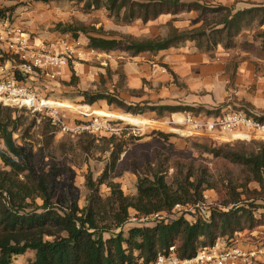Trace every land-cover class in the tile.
Returning <instances> with one entry per match:
<instances>
[{
  "label": "trees",
  "instance_id": "trees-1",
  "mask_svg": "<svg viewBox=\"0 0 264 264\" xmlns=\"http://www.w3.org/2000/svg\"><path fill=\"white\" fill-rule=\"evenodd\" d=\"M68 1L83 2L88 9H104L115 25H130L135 21L147 23L163 14L175 17L191 11L198 17L212 15L202 23L184 29L176 27L173 24L176 18H171L164 24L163 35L150 37L104 32L82 24L77 27L57 24L60 33H70L73 38L79 33L84 34L87 47L97 52L122 50L131 56L142 52L155 55L187 41L193 42L200 51L212 52L217 46L232 49L236 47L238 37L252 32L253 40L259 42L260 58L264 59V3L234 9L222 4L207 5L200 0ZM242 45L249 47L252 44L244 39ZM106 73H117L123 79L120 70L111 72L107 69ZM66 84L76 86L77 78L73 73ZM78 94L88 105L103 101L125 113L141 115L149 111L157 118L183 111L219 115L222 110L129 104L105 91L82 90ZM244 112L264 123V115ZM18 117L12 115V108L0 103V139L3 143L0 149V264H12L15 257L26 251L33 252L27 264H147L171 246L180 257H189L218 238L230 244L235 241L237 232H250L264 225V140L251 139L250 150L238 143H216L211 139L192 142L199 154H209L223 166L237 168L235 174L224 169L216 176L194 158L170 160L166 155L154 156L152 161H144L141 166L128 163L137 177L136 192L128 195L111 179L119 167H127V158L119 161L126 150L121 140L124 132L100 137L92 135L89 137L91 145L85 149L104 161L103 168L95 179L89 172L86 174V193L80 205L71 177L61 183L60 170L52 165L45 169L44 154L40 150L35 154L30 147L17 144L13 139ZM35 121L34 117L29 126ZM41 121L42 134L52 137L59 127L47 119ZM111 123L119 124L116 120ZM171 135L164 134V137L167 139ZM250 183H255L256 187L251 188ZM102 186L107 189L106 195L101 192ZM208 189L216 191L218 202L215 206L207 203L206 214L190 212L188 218L181 213L170 220L160 218L147 226L127 224L132 215L148 217L156 214L161 217L173 213L176 204L205 202L204 191ZM104 232H109L106 237Z\"/></svg>",
  "mask_w": 264,
  "mask_h": 264
},
{
  "label": "rangeland",
  "instance_id": "rangeland-1",
  "mask_svg": "<svg viewBox=\"0 0 264 264\" xmlns=\"http://www.w3.org/2000/svg\"><path fill=\"white\" fill-rule=\"evenodd\" d=\"M253 1H258L260 4L264 3V0ZM0 10L2 11L0 14V30L4 22H7L10 26L26 32L34 39L40 38L41 41L51 42L59 37H64L69 42H80V46L84 49H86L84 42L87 41L84 34L79 33L76 38H73L70 33H60L57 24L60 23L64 26L72 25L74 27L82 24L94 27L95 29H101L104 32H114L116 34L128 33L134 36L150 37L163 35L166 31L164 23L168 19V16H161L153 22L142 23L135 21L130 25H115L108 18L107 11L104 9H88L84 6L83 2L68 0H51L48 2H44L43 0H0ZM211 16L204 15L198 17L194 11L182 12L176 15L177 19L174 21V25L180 29L190 28L202 23ZM251 36L252 32L238 37L237 47L231 51L233 59L236 57L238 59H246L253 64L254 69V77L252 79L245 78L244 82L235 87V92L238 93L239 100L235 99L238 96L233 93V100L236 102V105H231V109H240L262 116L264 115V103H262V97H264V59H260L258 53L259 42L257 40L249 47L242 45L244 39L251 41ZM36 41L40 42L38 40ZM242 51L245 53L243 56L240 55ZM116 52L117 56H122V58L114 57L117 61V68L114 70L118 71L124 60L128 58V52L123 53L125 51L122 50H117ZM77 62L85 64L84 59H78ZM92 65L94 67L92 69L95 70L93 77L79 82L77 84L78 86L67 85L66 83L69 79H62L61 77L56 81L44 83L46 85L43 86L45 90L42 93H45L54 101L65 104L64 106L67 109L66 124L70 127L69 130H62L60 127L56 128L53 136L48 138L42 134L41 130V120L46 118H39L37 115L31 114L24 109H16L8 106L12 108L13 116H16V118L19 116L17 122L18 128L13 133V139L17 144L30 147L35 154L40 150L44 154L43 163L45 169L52 165L60 170L61 175L59 176V180L61 183L71 177L74 189L79 197L80 205L83 204V198L86 193L84 186L86 174L89 172L95 179L101 173L104 162L102 159H98L96 155L92 156L91 153L86 151V146L90 147L91 145L89 137L92 135L96 137L110 135L109 132L92 133L75 129L81 122L92 117H106L119 122L121 133L124 132L121 135V140L126 147V150L120 155L119 161L127 158L125 160L127 167L129 166L128 163L134 162V164H140L139 166H141V163L144 161H152L154 156L166 155L170 160L174 158H194L197 162L206 165L216 176L224 169H228L235 174L237 168L231 165L223 166L221 162L212 159L209 154H199L194 149L192 142H203L211 139L216 143H238L239 145H244L247 150H250L251 145L249 141L251 139L264 140L254 133L248 135L246 133H240L238 135L239 137L228 139L224 136L212 138L206 133L195 134L193 130L177 125L176 123H173L176 124L173 125L171 122L173 120L171 114L161 118L155 117L154 113L149 111H145L141 115H132L112 105L109 106L103 101L88 105L82 102V97L78 92L82 90L87 92L105 91L117 96L126 103L139 101L152 103L155 101V97L159 94L160 89L157 88L154 90L151 85V80L145 79L142 80L139 89H126L117 73H111L109 75L105 71L104 77L100 78L97 72V67H100L99 64L94 63ZM177 85L180 86L178 83ZM240 95H247L248 99L245 101ZM166 97L172 101L171 97L166 95L164 98ZM1 105L5 106L3 104ZM119 115L146 119L148 123L141 124L135 121H129L119 117ZM34 117L36 120L35 124L29 126L31 119ZM178 120L179 117L174 116V121ZM164 134L172 135L166 139ZM49 139L50 143L47 144V140ZM2 148L3 143L0 139V149ZM127 167H119L116 172L112 173L111 179L120 184L125 194L132 195L136 192L137 177L130 167ZM168 172L171 173V169ZM249 186L254 188L256 184L250 183ZM101 192L103 195H106L107 189L102 186ZM204 195L208 204H212L213 206L217 204L218 194L215 190H205ZM181 213L189 218L190 210L185 208L181 212H173L169 215L162 214L161 217L150 216L145 219V223L152 225L160 218L170 220L174 216H179ZM123 232L125 233V230ZM108 233L104 232L103 236L106 237ZM235 237V240H238L244 245L250 247L255 246L258 242L264 241V225L257 226L250 232L248 230L239 231ZM32 256V251H26L23 255H19L13 259L14 264H27L28 259L32 258Z\"/></svg>",
  "mask_w": 264,
  "mask_h": 264
},
{
  "label": "built area",
  "instance_id": "built-area-1",
  "mask_svg": "<svg viewBox=\"0 0 264 264\" xmlns=\"http://www.w3.org/2000/svg\"><path fill=\"white\" fill-rule=\"evenodd\" d=\"M78 47V42H69L64 37L51 42H36L26 32L4 22L0 30V103L25 109L39 118H46L62 130H69L70 127L66 124V107L63 103L50 99L42 91L45 90L44 83L60 78L62 67L68 64L73 66L80 59L81 51ZM90 51L95 52L92 49ZM220 112L219 115L206 116L183 111L180 120L171 122L189 128L195 134L237 132L244 129L249 132L246 135L254 133L264 139V123L256 121L243 110L222 109ZM111 121L113 120L96 116L84 120L75 129L118 135L121 126L112 124ZM238 135L235 137H239ZM185 208L192 214H206L207 202L176 204L172 211L181 212ZM145 219L147 217L132 215L127 224L147 226L149 224L145 223ZM147 264H264V241L250 247L238 240L229 244L218 238L212 245L199 248L189 257H180L171 246L158 253Z\"/></svg>",
  "mask_w": 264,
  "mask_h": 264
},
{
  "label": "crops",
  "instance_id": "crops-1",
  "mask_svg": "<svg viewBox=\"0 0 264 264\" xmlns=\"http://www.w3.org/2000/svg\"><path fill=\"white\" fill-rule=\"evenodd\" d=\"M200 1L207 5L222 4L225 6H232L234 9H242L252 4H260L258 1L253 0ZM161 16H168L167 20L176 18V16L174 17L170 14H163L158 18ZM158 18L148 22H153ZM35 40L41 41L40 38ZM248 42L251 44L254 42L252 36L251 41ZM79 43L80 42H78V48L81 51L80 59H84L85 64L76 62L73 66L66 65L62 67L60 76L62 79L70 80V76L73 73L77 78L78 84L89 77H93L95 70L92 69L94 68L92 64L94 63H98L100 66L97 67L99 77L100 75L104 76L107 69L113 72L115 71L114 69L117 68V61L114 57L117 56V50L109 52H91L86 45V41L84 42L86 49L80 46ZM232 49L225 50L221 46H217L212 52H203L198 50L193 42L187 41L179 47L162 50L155 55L142 52L135 56H131L128 53V58L124 60L120 68V72L123 75L122 83H124V88L139 89L144 79L151 80V85L154 90L160 88L159 94L155 97L154 102L139 101L129 104L184 105L195 108L202 107L205 109L220 108L223 110H233L231 109V105H236V102L233 100V93H235L234 95L237 94L236 96L238 97L235 99L239 100V95L235 92V87L244 82L245 78L252 79L254 77V69L253 64L246 59H238V57L233 59V54L231 53ZM240 55L243 56L245 53L242 51ZM117 58H122V56H117ZM175 82L180 84V86ZM77 84L76 86H78ZM164 95L171 97L172 101L168 97L164 98ZM240 97H243L245 101L248 99L247 95H240ZM262 103H264V97H262ZM181 113L182 112L172 113V119L174 120V116H177L180 120ZM198 114L203 113L200 112ZM205 133L209 134L212 138L224 136L228 139L234 138L236 134H247L249 132L242 129L237 132Z\"/></svg>",
  "mask_w": 264,
  "mask_h": 264
},
{
  "label": "bare ground",
  "instance_id": "bare-ground-1",
  "mask_svg": "<svg viewBox=\"0 0 264 264\" xmlns=\"http://www.w3.org/2000/svg\"><path fill=\"white\" fill-rule=\"evenodd\" d=\"M119 117H121V118H124V119H126V120H129V121H135V122H137V123H141V124H147L148 123V121L146 120V119H139V118H134V117H132V116H119Z\"/></svg>",
  "mask_w": 264,
  "mask_h": 264
}]
</instances>
